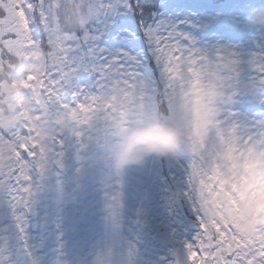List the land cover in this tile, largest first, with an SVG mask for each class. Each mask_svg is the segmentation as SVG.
Here are the masks:
<instances>
[{
	"label": "rangeland",
	"instance_id": "374dc122",
	"mask_svg": "<svg viewBox=\"0 0 264 264\" xmlns=\"http://www.w3.org/2000/svg\"><path fill=\"white\" fill-rule=\"evenodd\" d=\"M59 1L54 3L60 5ZM71 1L79 8L80 1L89 0H65L66 8ZM90 1L94 22L101 14L100 0ZM247 2L226 0L215 6L203 4L205 0H168L165 6L170 12L161 21L184 31L202 52L217 48L244 52V64L252 76V66L264 61V28L253 26L249 14L264 8H250L245 15ZM45 6L40 26L46 29L49 43L44 55L13 51L10 54L15 60H24L10 71L6 68L8 55L0 56V81L4 74L12 80L0 87V169L8 172L10 166L15 167L18 148L25 146L67 138L75 148L65 154L66 165L58 167L61 171L70 167L64 180L57 178L54 165L42 166L25 194L33 207L44 210L38 226L49 243L34 237L31 245L24 244V237L17 238L12 229L17 217H0V260L11 257L12 264H188L185 245L196 229V219L190 204L192 190L185 191V168L188 161L210 157V167L191 169L200 214L213 228L219 225L234 230L240 238L234 242L236 250L250 247L257 251L256 260L264 261L259 254L264 246V136H249L242 126L244 120L221 130L223 114L232 108L248 122L264 120V90L245 82L241 88L247 98L235 102L234 95L216 81L192 79L160 115L189 130L204 127L206 137L189 134L191 151L185 156H150L141 165L117 170L113 154L122 134L129 127L161 120L158 109L138 115L143 106L136 90L112 85L87 101L62 103L45 112L37 84L53 65L72 55L75 47V31L57 23L51 29L49 20L57 16L47 12L51 1ZM81 20L85 23L86 17ZM213 87L220 89L219 99L208 95ZM62 116L72 117L66 129L55 123ZM85 186L94 191V199L82 198ZM61 224L75 227L78 234L76 246L68 252L56 243ZM23 246L31 247L34 256L29 258Z\"/></svg>",
	"mask_w": 264,
	"mask_h": 264
},
{
	"label": "snow or ice",
	"instance_id": "6c2138e0",
	"mask_svg": "<svg viewBox=\"0 0 264 264\" xmlns=\"http://www.w3.org/2000/svg\"><path fill=\"white\" fill-rule=\"evenodd\" d=\"M99 6L101 14L97 20L86 30L76 32L73 54L53 65L52 70L39 80L37 87L41 89L45 112L62 103L87 101L112 85L131 86L136 90L143 106L138 115L153 108L170 109L172 98L192 79L216 81L234 95L235 102L247 98L241 88L245 82L264 90V61L252 66L255 75L249 76L244 52L237 53L228 48L202 52L177 26L152 18V11L160 10L157 0H100ZM250 8H264V0H248L245 15ZM145 14H148L147 19ZM43 18L42 0H0V56L13 51L43 56L49 43L46 30L40 26ZM89 83L91 88L87 86ZM242 120L249 136H264V120L248 122L233 108L224 112L221 130L241 125ZM74 148L67 138H57L51 144L25 146L18 148L15 167L10 166L8 172L0 169V217L6 218L9 214L17 217L12 229L17 238L24 237V244L31 245L34 237L49 243L38 226L44 210L33 207L25 195L34 186L38 169L62 164L65 154ZM58 157L64 159L58 160ZM211 162L212 158L201 157L188 161L185 168V191L192 190L190 204L196 219V229L185 245L188 264H200L201 260L203 264H264V261L256 260L255 249L236 250L234 242L240 238L234 230L219 225L213 228L200 214L195 204L191 169L210 167ZM94 195L92 189L83 188L85 201L94 199ZM123 200L124 191L121 193L122 204ZM123 210L124 207L122 214ZM202 223L207 227L202 228ZM57 230L61 235L56 243L62 246L61 251L68 252L76 246L75 227L61 224ZM28 250L31 252V247ZM259 254L264 255V246ZM0 264H12L11 257L7 261L0 260Z\"/></svg>",
	"mask_w": 264,
	"mask_h": 264
},
{
	"label": "clouds",
	"instance_id": "9594fccd",
	"mask_svg": "<svg viewBox=\"0 0 264 264\" xmlns=\"http://www.w3.org/2000/svg\"><path fill=\"white\" fill-rule=\"evenodd\" d=\"M249 16L253 26L264 28V9L253 10ZM208 95L219 99L222 93L220 89L213 87L209 89ZM71 119V116H62L56 119L55 123L61 129H66ZM189 134L197 139H203L207 135V129L196 127L189 130L166 120L129 127L116 145L113 154L115 168L123 170L141 165L150 156L172 159L185 156L191 151Z\"/></svg>",
	"mask_w": 264,
	"mask_h": 264
},
{
	"label": "trees",
	"instance_id": "16d2710c",
	"mask_svg": "<svg viewBox=\"0 0 264 264\" xmlns=\"http://www.w3.org/2000/svg\"><path fill=\"white\" fill-rule=\"evenodd\" d=\"M48 0H44L43 1V9H47V7L45 6V3ZM51 1V10L47 11V12H53L56 14L57 18L54 19H50L49 23H50V28L54 29L55 28V23L58 24V27H70L69 29L73 32V34H76V32L78 31H83L86 30L90 25L93 24V19L89 13V9L88 7H90L92 5V2L89 0L88 2L85 1L84 4L83 2L78 3V7L75 6V4L73 5L72 2H69V4L67 5V8L65 7V0H60V5L59 4H55L54 0H49ZM226 0H205V3L203 4H207L210 3L212 5L218 6L220 5L221 2L225 3ZM232 1V0H231ZM168 0H157L158 3V7H159V11H156L155 9L152 11L151 16L153 17V15L157 14V20L161 21L162 19H165L167 14H169L170 9H166V4H167ZM55 5H58V7H56ZM57 13H56V12ZM84 16L86 17V22L84 23L81 20V17ZM148 18V14H145V19ZM162 23V21H161ZM41 25V24H40ZM45 26V25H44ZM46 30V29H45ZM48 35V33H47ZM49 37V36H48ZM75 37H72V39H74ZM45 49H48V45H46ZM9 59H8V64L9 66H6V68L10 71L11 68H15L17 70V66L19 63H21L24 59L23 57H19L17 58V60H15L14 55L7 53ZM17 61V63H16ZM4 78L3 80L0 81V87L2 86V84L5 81H9V84H12V80L11 78L4 74ZM9 78V80H8ZM11 80V81H10ZM65 162H63L62 164L59 165H54V170H56V172L58 173L57 178L59 177L61 180H64L63 178V174L62 173H69V168H67L66 171H61V169H59L58 167H63L65 166ZM37 172H40V169H38ZM66 180H68V178H65ZM70 197V196H69Z\"/></svg>",
	"mask_w": 264,
	"mask_h": 264
}]
</instances>
